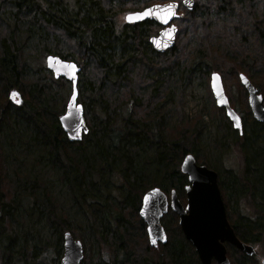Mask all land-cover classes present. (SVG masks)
<instances>
[{"label": "trees", "instance_id": "obj_1", "mask_svg": "<svg viewBox=\"0 0 264 264\" xmlns=\"http://www.w3.org/2000/svg\"><path fill=\"white\" fill-rule=\"evenodd\" d=\"M165 1L0 0V128H9L16 135V121L23 122L31 134L28 143H40L50 163L60 169L59 180L83 213L98 245L94 259L82 247L80 264H199L192 249L184 248L189 245L182 235L172 233L177 228L172 212L167 211L161 219L166 244L156 248L149 245L146 226L138 215L142 196L153 188L165 194L174 190L185 203L184 187L188 183L180 165L186 155L193 156L197 165L215 170L203 155V118L187 119L181 111V82L196 73L206 81L211 110L221 132L214 138V148L222 159L229 149L239 152L242 174L245 177L251 171L254 175L252 183L248 181L249 191H264V124L252 119L238 77L245 75L264 99V0H193L191 11L180 6L174 21V46L157 53L148 40L157 35L158 25L145 21L126 26L117 18ZM32 30L40 34L43 58L56 56L80 69L77 99L88 127L80 142L66 140L53 107L57 94L63 107L71 92L70 83L54 80L50 74L46 75L50 84L41 74L30 83L26 81L22 40ZM208 73L220 75L229 105L242 121V135L232 129L223 109L215 106ZM52 85L57 88L55 93L51 92ZM12 90L22 92L26 100L12 106L10 112L6 107ZM175 111L179 124L171 127L169 120ZM210 122L214 123L212 118ZM258 136L262 138L256 150L244 154L243 144L255 142ZM147 150L151 151L149 160ZM256 156L261 160L257 162ZM227 180L229 187L239 185L237 178L223 175L218 180L220 191ZM19 185L24 194L0 174V264H47L42 259L45 253L37 257L34 249L26 248L28 229L14 222L18 209L24 208L27 217L43 215L58 231V243L65 232L75 240L79 237L66 215L57 213L56 200L44 192L37 179L30 182L23 178ZM37 193L42 195L40 201ZM233 224L240 241L259 243L260 233L243 218ZM16 231L20 233L16 235ZM11 243L16 244L17 255L11 253ZM54 247L42 250L48 252ZM226 249L232 263L233 254L238 252L230 246ZM238 259L239 263L244 261Z\"/></svg>", "mask_w": 264, "mask_h": 264}, {"label": "rangeland", "instance_id": "obj_2", "mask_svg": "<svg viewBox=\"0 0 264 264\" xmlns=\"http://www.w3.org/2000/svg\"><path fill=\"white\" fill-rule=\"evenodd\" d=\"M125 14L120 15L117 18L119 24H122ZM1 27L2 25H0V28ZM40 39V34L36 30H32L29 31L26 37L22 40L24 45L22 50L23 56L25 57L27 64L25 78L26 81L30 83L34 78L41 74L44 82L50 84L46 75H51V73L46 70L44 63L45 58H43L42 52L39 50ZM209 75L210 73L207 74L208 78ZM176 81H178V76L175 82ZM181 84V111L183 112L184 118L192 119L195 116H201L206 125V129H203L201 134L203 137L202 145L205 159L208 163L213 165L215 169L214 171L218 174V179L221 180L223 175H226L230 178H237L236 181L239 183V185L229 187L230 182H228V179L221 188L222 192L220 191V193L223 194L224 203L227 204L226 206L228 207L229 214L233 217L239 215L243 217L247 216L251 219L252 217H255L256 219L257 212H259L258 210L264 209V191H249L247 187L248 181L249 183H252L254 175H252L251 171L248 172L245 177L242 174L244 171V165H242V156L239 152L233 151L234 149L230 151L229 149L227 152L230 153L222 159L221 154L214 148V138L221 136V132L217 129V121L214 120L217 117L213 115L214 112L211 110V105L205 88V79L196 73L190 77L188 81L181 82ZM55 90H57L56 86L52 85L51 92L55 93ZM0 93H2V91ZM16 93H19L18 96L21 102L24 103L26 96L22 92ZM16 100L17 98H14V102L8 104L6 110L11 112L12 106L16 105ZM62 101L61 95L57 94V99L56 102L53 103V107L59 116L64 111L67 99L64 102L63 107L60 105ZM78 103H80V100H78ZM210 117L214 121L213 124L210 122ZM10 119V123L12 125V114ZM15 124H13V126L15 125L14 128L17 131V136L14 135L9 128H0V174L6 177L7 181L11 182L12 187L18 191H20L19 183L23 180V178H27L30 182L37 179L41 184V188H45L44 192L56 200L59 206L57 213L63 212L66 215L71 228L77 233L79 237L78 240L80 241L82 247L87 249L88 254H90L94 259L96 253L98 252L97 242L88 229V223L85 220L83 213L75 206L67 187L59 180L62 174L60 169L54 167L50 163L49 156L46 155V150L40 143H28L27 138L31 134L25 124L20 120H17ZM169 124L171 127L179 124L176 111L172 112ZM245 130L247 136H249L251 132L248 127ZM261 138V136H258L256 140V137H254L256 140L255 142H249L248 144H246L247 142L244 143L242 146L244 150L243 152H245L244 154L247 155L249 152H254L258 146L257 143L261 142ZM146 153V158L149 160L151 157V151L147 150ZM260 160L261 156H256V161L258 162ZM252 166L253 165L250 162V167L253 168ZM146 171L148 170L146 169ZM239 178H242V184L240 183L242 181H240ZM159 179L157 180L160 181ZM21 190H23V188H21ZM20 193L24 194L23 191H20ZM167 195H169V190ZM36 199L40 201L42 199V195L37 193ZM255 201H258V203L256 204ZM14 222L17 225L20 224L21 228L28 229L29 236L26 238L27 249H34L35 256L37 257H40L43 253H45L42 259L47 261V264H53V261L54 263L59 262L62 256V241L61 243H58V231L54 230L47 223V220L43 215L36 216L31 214L30 217H27L24 208L21 207L15 215ZM19 233V231H16V235ZM33 234L36 239L33 238ZM37 241H39V243ZM15 245V243L9 244V249L13 255H17ZM46 245L55 246L54 248L57 251V255L54 248H50L48 252L42 250L44 248L46 250V247H49Z\"/></svg>", "mask_w": 264, "mask_h": 264}, {"label": "water", "instance_id": "obj_3", "mask_svg": "<svg viewBox=\"0 0 264 264\" xmlns=\"http://www.w3.org/2000/svg\"><path fill=\"white\" fill-rule=\"evenodd\" d=\"M172 3L174 15L167 24L162 23L157 16V9L152 5L153 14L142 20L132 19L125 23L136 24L142 21H155L164 28L157 36L149 39V44L157 53H164L174 46L177 35L176 26L171 23L178 17L179 5L176 2H168L158 5L162 13L164 7ZM180 5L187 11L194 7V1L180 0ZM143 9L140 12H143ZM137 13V12H134ZM173 27L175 31H172ZM171 32L169 37L168 33ZM45 68L54 79L62 78L71 84V93L63 113L58 117L61 130L69 143L80 142L83 135L88 133V127L84 118L83 107L77 103V79L80 69L73 62L63 61L56 56L48 55L45 58ZM239 81L245 89L247 104L254 121L264 124V99L257 93L253 85L243 74H239ZM209 87L217 108L224 110L231 127L239 135L242 134V123L237 113L230 107L225 95L222 80L219 74L212 73L209 78ZM11 91L9 96L16 97V105H21V100L16 93ZM180 172L186 176L188 185L185 186L186 205L183 207L175 191H171L169 199L158 188L147 191L141 198L138 211L140 219L146 225L148 243L156 248L158 244H166V235L160 220L167 210L178 215V224L186 240L194 247L201 264H211L214 259L218 264H228L224 245L227 243L246 255H251L253 249L241 243L235 236L225 214L224 203L217 184V174L204 165H197L193 156L186 155L180 165ZM83 258V250L80 241L75 240L69 232L62 235V256L59 264H80ZM264 264V261L262 262Z\"/></svg>", "mask_w": 264, "mask_h": 264}, {"label": "flooded vegetation", "instance_id": "obj_4", "mask_svg": "<svg viewBox=\"0 0 264 264\" xmlns=\"http://www.w3.org/2000/svg\"><path fill=\"white\" fill-rule=\"evenodd\" d=\"M114 1H116V3L118 2V0H114ZM168 2H176V3H178V5H180V0H168V1H165V2H163V3H161V4H165V3H168ZM161 4H155V5H161ZM179 10H180V7H179ZM179 10H178V13H179ZM129 13V12H128ZM128 13H126V14H128ZM130 13H134V12H130ZM125 16V15H124ZM179 16V15H178ZM177 19V18H176ZM175 19V20H176ZM175 20H173V22L171 23L172 25H174V21ZM146 21H150V20H146ZM142 22H145V21H142ZM142 22H139V23H142ZM150 22H152V23H155L156 25H158L159 27H160V30H162L164 27L163 26H161V25H159L158 23H156L155 21H150ZM139 23H136V24H139ZM122 24L123 25H126V26H132V25H136V24H128V23H125V21H124V17H123V22H122ZM175 26V25H174ZM159 30V31H160ZM209 78H210V76H209ZM10 94V93H9ZM16 98V97H15ZM8 99H9V102L10 103H12V102H14V97H10L9 95H8ZM252 117V116H251ZM253 119V118H252ZM254 120V119H253ZM242 133H243V131H242ZM238 134V133H237ZM239 135V134H238ZM241 135V134H240ZM217 174V173H216ZM219 177H218V174H217V183H218V179ZM187 179V178H186ZM188 185V184H187ZM185 188V187H184ZM169 198V197H168ZM178 198V197H177ZM179 200V199H178ZM180 202V201H179ZM256 202V201H255ZM253 203V202H252ZM258 203V201L256 202V204ZM180 204L183 206V207H185V205H186V198H185V203L184 204H182L181 202H180ZM255 204V203H254ZM253 204V205H254ZM227 204H225L224 203V208H225V214H226V218H227V220H228V222H229V224H230V226H231V228L233 229V231H234V234H235V236H236V238L238 239V237H237V232L235 231V228H234V222L236 221V219H238V218H243V220L244 221H247L248 222V224H249V226L250 227H252L253 228V230L254 231H256V232H259L260 233V237H259V243H257V244H248V243H243L242 241H240L239 239V241L241 242V243H243V244H245V245H247V246H250L252 249H253V253L251 254V255H246V254H244L243 252H241V251H239V250H237L235 247H233V246H231V245H229V244H225L224 245V247H225V250H226V259H227V261H228V264H262V262L264 261V209H261V210H258L259 212H257V216H256V219H255V217H252V219L250 218V217H247V216H245V217H243V216H236V217H233L232 215H230L229 214V211H228V207L226 206ZM254 207V206H253ZM168 211H170V212H172L175 216H176V227L177 228H173L172 229V233L173 234H178V233H180V235H182V238H183V240H184V242L185 243H188V245L189 246H187V247H184L185 249H187V248H189L190 247V249H192V252H194L195 253V259L196 260H198V262H199V264H201V262H200V260H199V258H198V255H197V253H196V251H195V249H194V247L186 240V238H185V236H184V234H183V232H182V230H181V228H180V226H179V224H178V215L175 213V212H173V211H171L170 209H168ZM234 220V222L232 223V225H231V221H233ZM166 239H167V237H166ZM226 246H230V247H232V248H234V250L235 251H237L238 253H234L233 254V256H232V258H233V262L231 263L230 262V260H229V258H230V256L228 255V252H227V249H226ZM238 258H242V259H244V261L243 262H241V263H239V259ZM211 264H218L214 259H212L211 260Z\"/></svg>", "mask_w": 264, "mask_h": 264}, {"label": "snow or ice", "instance_id": "obj_5", "mask_svg": "<svg viewBox=\"0 0 264 264\" xmlns=\"http://www.w3.org/2000/svg\"><path fill=\"white\" fill-rule=\"evenodd\" d=\"M185 2L187 3L188 0H185ZM157 9V16L158 18L161 20L162 23L167 24L169 22V20H171V18L173 17L174 13V9L172 7V3L167 4L164 7L163 12H160V7L157 5L155 6ZM153 14V10L151 8L149 9H145L143 12H137V13H129L125 19L128 21H131L132 19H137V20H142L147 16H151ZM172 31H175V28L173 27ZM169 37L171 36V32L168 33ZM13 96L16 95V93L12 94Z\"/></svg>", "mask_w": 264, "mask_h": 264}, {"label": "bare ground", "instance_id": "obj_6", "mask_svg": "<svg viewBox=\"0 0 264 264\" xmlns=\"http://www.w3.org/2000/svg\"><path fill=\"white\" fill-rule=\"evenodd\" d=\"M147 7H148V6H147ZM218 8H219V7H218ZM218 11H219V10H218ZM181 12H182V11H181ZM190 13H191V12H190ZM189 20H190V19H189ZM193 20H194V19H193ZM202 27H203V26H202ZM202 27H201V29H202ZM190 29H191V28H190ZM203 30H204V29H203ZM192 31H193V30H192ZM201 31H202V30H201ZM168 55H169V54H168ZM170 59H171V58H170ZM170 59H169V60H170ZM173 59H174V58H173ZM169 60H168V61H169ZM177 165H178V164H177Z\"/></svg>", "mask_w": 264, "mask_h": 264}]
</instances>
